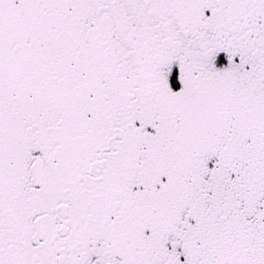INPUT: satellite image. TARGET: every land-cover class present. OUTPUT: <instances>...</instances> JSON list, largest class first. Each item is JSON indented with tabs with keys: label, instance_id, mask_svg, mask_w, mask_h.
I'll list each match as a JSON object with an SVG mask.
<instances>
[{
	"label": "snow or ice",
	"instance_id": "snow-or-ice-1",
	"mask_svg": "<svg viewBox=\"0 0 264 264\" xmlns=\"http://www.w3.org/2000/svg\"><path fill=\"white\" fill-rule=\"evenodd\" d=\"M0 264H264V0H0Z\"/></svg>",
	"mask_w": 264,
	"mask_h": 264
}]
</instances>
